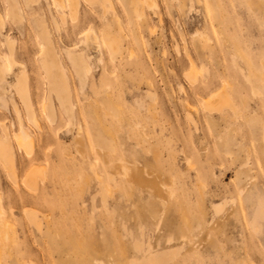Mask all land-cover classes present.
I'll use <instances>...</instances> for the list:
<instances>
[{"label":"rangeland","instance_id":"obj_1","mask_svg":"<svg viewBox=\"0 0 264 264\" xmlns=\"http://www.w3.org/2000/svg\"><path fill=\"white\" fill-rule=\"evenodd\" d=\"M71 1L0 0V264H264V0Z\"/></svg>","mask_w":264,"mask_h":264},{"label":"bare ground","instance_id":"obj_2","mask_svg":"<svg viewBox=\"0 0 264 264\" xmlns=\"http://www.w3.org/2000/svg\"><path fill=\"white\" fill-rule=\"evenodd\" d=\"M55 1V0H54ZM73 1V0H72ZM71 1V2H72ZM27 2L29 3V4H35V3H38L39 2V0H27ZM58 2V1H57ZM60 2H62V0H60ZM66 2V1H65ZM70 2V1H69ZM27 3V4H28ZM59 3V2H58ZM64 4H66V3H64ZM71 4V3H70ZM59 5H61V4H59ZM11 6V5H10ZM14 6V5H13ZM13 6H11L10 7V9L13 7ZM16 6V5H15ZM61 7V6H60ZM62 8V7H61ZM18 10V9H17ZM72 11L71 12H73V9H71ZM11 11H13V10H9L8 9V13H10ZM19 11V10H18ZM20 13V12H19ZM72 14V13H71ZM75 14V13H74ZM11 15V14H10ZM15 15V14H14ZM36 15V14H35ZM13 16V15H12ZM34 16V15H33ZM72 17V16H71ZM10 18H12V17H10ZM14 18V17H13ZM19 18H20V16H19ZM18 18V19H19ZM38 18H39V16H38ZM1 19V18H0ZM16 19V18H15ZM40 21H42L41 19H40ZM1 25V24H0ZM1 27V26H0ZM39 36H40V38H41V40H42V43H43V47H44V52H45V58H44V64L46 65L47 63H52V62H55V60H56V58L54 57V58H52L50 55L52 54V52H53V50L51 49L50 50V48H48V46L47 45H45V44H49V40H50V35H49V31L47 30V28H46V26L43 24V25H41V28H40V32H39ZM112 38V37H111ZM113 38H115V37H113ZM112 38V39H113ZM109 39V38H108ZM107 43V42H106ZM109 43V45L113 48V49H117L118 48V46H117V48H115L116 46V44L114 45V40L113 41H109L108 42ZM115 46V47H114ZM12 49V48H11ZM41 51V50H40ZM114 51V50H113ZM11 53V52H10ZM46 53H49L48 55L46 54ZM11 55V54H10ZM13 56V55H12ZM73 56H71V58H72ZM76 57V56H75ZM72 59H74V58H72ZM77 58H75V60H76ZM75 60H73V61H75ZM0 61H1V59H0ZM7 61V60H6ZM41 61V60H40ZM76 61H78V60H76ZM8 62H9V60H8ZM7 63V62H6ZM10 63H12V62H9V65H10ZM56 63H58V61L56 62ZM1 65H3L2 66V69L0 68V82L1 81H4L5 80V78L2 80V77H3V72H8L9 70H8V68L6 67V65L2 62V63H0ZM14 64H18V63H16V62H14L13 63V65ZM59 64V63H58ZM57 64V65H58ZM77 64V63H76ZM82 62H78V67H77V69L78 70H80V75L81 74H83L82 72H81V70L83 71V68L81 67L82 65ZM54 65H55V63H54ZM3 69L5 70V71H3ZM11 69H12V66H11ZM11 71V70H10ZM5 74V73H4ZM53 77V76H52ZM24 79H25V77H24V75H22V74H20V75H18L17 76V85H18V89L20 90H17L20 94H22L25 98H27L28 96H27V94L25 95L24 93L26 92V90L25 89H27V88H24V87H22V83L24 82ZM55 84V83H54ZM21 91L22 92H24V93H21ZM55 93H57L58 94V92H56L55 91ZM219 93V92H218ZM0 94H1V92H0ZM23 98V97H22ZM28 99V98H27ZM26 99V100H27ZM62 99V98H61ZM29 100V99H28ZM27 100V101H28ZM24 101V100H23ZM222 103H223V101H222ZM216 105H218V103H215ZM27 105V104H26ZM222 105V104H221ZM216 107V106H215ZM29 113V112H28ZM3 139V138H2ZM5 139V138H4ZM1 140V139H0ZM2 141V140H1ZM16 141H17V144L19 145V147L20 148H24V149H26V150H29V149H31L32 150V148H31V146H32V141H30V136L27 134V133H25V132H22V133H20L19 135H17L16 136ZM5 146H4V144H3V146H2V142H1V145H0V150H1V153H2V151L5 149L4 148ZM6 150H7V148H6ZM9 151V150H8ZM0 153V154H1ZM8 153V152H7ZM2 156L4 157V159L6 158L7 159V154H3L2 153ZM10 157V156H9ZM10 159H12V157H10ZM4 161V160H3ZM10 164V163H9ZM10 166V165H9ZM12 168V167H11ZM125 169V168H124ZM125 171V170H124ZM126 173H128V171L127 172H125V174H124V176L126 177ZM128 175H129V173H128ZM129 176H127V178H128ZM131 179V178H130ZM129 179V180H130ZM135 179H136V177H135ZM33 180V179H32ZM127 180V179H126ZM132 180V179H131ZM134 180V179H133ZM1 233V232H0ZM1 235V234H0ZM138 249V248H137ZM149 262V261H148ZM151 263V262H150Z\"/></svg>","mask_w":264,"mask_h":264}]
</instances>
